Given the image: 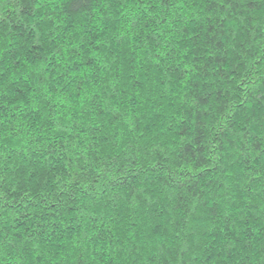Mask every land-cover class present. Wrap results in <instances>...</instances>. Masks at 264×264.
I'll list each match as a JSON object with an SVG mask.
<instances>
[{"label": "trees", "instance_id": "1", "mask_svg": "<svg viewBox=\"0 0 264 264\" xmlns=\"http://www.w3.org/2000/svg\"><path fill=\"white\" fill-rule=\"evenodd\" d=\"M0 264H264V0H0Z\"/></svg>", "mask_w": 264, "mask_h": 264}]
</instances>
